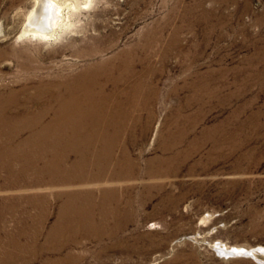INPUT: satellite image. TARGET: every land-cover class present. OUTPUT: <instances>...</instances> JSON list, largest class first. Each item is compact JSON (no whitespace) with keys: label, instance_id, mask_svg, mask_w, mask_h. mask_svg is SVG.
<instances>
[{"label":"rangeland","instance_id":"rangeland-1","mask_svg":"<svg viewBox=\"0 0 264 264\" xmlns=\"http://www.w3.org/2000/svg\"><path fill=\"white\" fill-rule=\"evenodd\" d=\"M52 1L61 16L43 37L25 30L40 0H0V95L25 87L19 107L37 109L59 80L130 49L147 57L156 91L130 111L121 134L139 164L117 184L131 210L124 228L0 264H47L68 253L73 264H264V0ZM41 83L49 91L27 102ZM99 187L79 190L97 201ZM10 191L18 194L0 195ZM50 198L52 222L61 198ZM217 244L255 249L263 260L225 258Z\"/></svg>","mask_w":264,"mask_h":264},{"label":"bare ground","instance_id":"bare-ground-1","mask_svg":"<svg viewBox=\"0 0 264 264\" xmlns=\"http://www.w3.org/2000/svg\"><path fill=\"white\" fill-rule=\"evenodd\" d=\"M55 2L40 0L25 30L51 36L61 16L60 5ZM132 57L139 60V65L132 64ZM145 58L130 49L92 62L56 82L51 97L37 109L19 107L20 93H27L25 87L0 95V171H4L0 174V191H18L0 195V237L7 235L0 245L1 262L26 259L27 253L34 258L48 247L59 253L69 244L78 243L80 237L113 236L124 228L131 210L121 206L117 184L135 177L139 164L121 134L128 128L130 111L143 108L140 106L148 90L156 91L155 83L148 82ZM36 89V97L28 95L27 102L44 96L49 85L41 83ZM177 157L172 154L159 159ZM92 183L101 189L97 201L90 200L89 191L79 190ZM59 186L71 189L64 192L57 189ZM51 196L61 198L52 222ZM216 248L225 258L243 253L263 260L255 249L246 251L222 244ZM73 263L69 253L47 261Z\"/></svg>","mask_w":264,"mask_h":264}]
</instances>
